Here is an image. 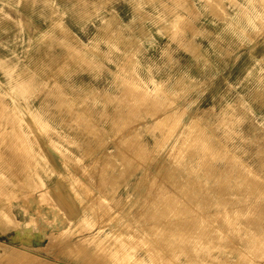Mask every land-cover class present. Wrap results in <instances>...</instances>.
<instances>
[{"label":"rangeland","instance_id":"rangeland-1","mask_svg":"<svg viewBox=\"0 0 264 264\" xmlns=\"http://www.w3.org/2000/svg\"><path fill=\"white\" fill-rule=\"evenodd\" d=\"M239 221L264 232V0H0V264H258Z\"/></svg>","mask_w":264,"mask_h":264},{"label":"bare ground","instance_id":"bare-ground-1","mask_svg":"<svg viewBox=\"0 0 264 264\" xmlns=\"http://www.w3.org/2000/svg\"><path fill=\"white\" fill-rule=\"evenodd\" d=\"M124 85H125V84H124ZM123 92H124V90H123ZM120 94H121V93H120ZM125 94H126V92H125ZM142 95H143V94H142ZM129 96H130V95H129ZM131 99H132V98H131ZM133 103H134V102H133ZM141 106H142V105H141ZM130 107H131V105H130ZM131 108H132V107H131ZM159 108H160V107H159ZM127 109H128V108H127ZM129 112H130V111H129ZM117 113H118V112H117ZM128 114H129V113H127V116H128ZM135 114H136V113H135ZM120 116H121V113H120ZM125 116H126V114H125ZM168 116H169V114H168ZM70 117H71V116H70ZM158 118H159V116H158ZM158 118H157V119H158ZM117 120H118V119H117ZM135 121H136V120H135ZM170 121H171V120H170ZM174 122H175V121H174ZM128 125H129V124H128ZM137 125H138V124H137ZM134 126H135V125H134ZM131 127H132V126H131ZM131 127H129V128H131ZM86 129H87V128H86ZM125 129H126V128H125ZM97 130H98V129H97ZM121 130H122V129H121ZM117 131H118V130H117ZM124 131H126V130H124ZM117 134H118V133H117ZM116 137H118V136H116ZM116 137H115V138H116ZM130 138H131V137H130ZM123 139H124V138H123ZM189 142H190V141H189ZM185 144H187V143H185ZM190 144H191V143H190ZM114 145H115V144H114ZM187 147H188V146H187ZM189 148H190V146H189ZM181 149H182V148H181ZM166 153H167V152H166ZM178 155H179V154H178ZM122 157H123V156H122ZM177 157H178V156H177ZM125 158H126V157H125ZM178 158H179V157H178ZM179 159H180V158H179ZM127 161H128V160H127ZM142 161H143V160H142ZM132 162H133V161H132ZM99 163H100V162H99ZM125 163H126V162H125ZM123 164H124V163H123ZM204 166H205V165H204ZM131 171H132V170H131ZM78 173H79V172H78ZM91 174H92V173H91ZM159 178H160V177H159ZM79 181H80V180H79ZM159 181H160V180H159ZM187 182H188V181H187ZM155 183H156V182H155ZM160 183H161V182H160ZM139 184H140V183H139ZM142 184H143V183H142ZM162 184H163V183H162ZM185 184H186V183H185ZM239 184H240V183H239ZM94 185H95V184H94ZM156 185H157V184H156ZM146 186H147V185H146ZM150 186H151V185H150ZM242 186L244 187V182H243V185H242ZM158 187H159V186H158ZM178 187H179V185H178ZM183 187H184V185H183ZM185 187H186V186H185ZM179 188H180V187H179ZM179 188H177V189H179ZM187 188H188V186H187ZM146 189H147V187H146ZM152 189H153V188H152ZM159 189H160V188H159ZM183 189H184V188H182V190H183ZM221 189H222V187H221ZM221 189L218 190V191H221ZM226 189H228V188H226ZM154 190H156V189H154ZM154 190H153V191H154ZM241 190H244V189L242 188ZM223 191H224V188H223ZM258 191H259V190H258ZM221 192H222V191H221ZM99 193H100V192H99ZM239 193H241V192L239 191ZM146 194H147V193H146ZM154 195L156 196V193H155ZM246 195H247V194H246ZM143 196H144V195H143ZM143 196H142V198H143ZM175 196H176V195H174L173 197H175ZM235 196H237V195H235ZM244 196H245V195H243L242 198H239V206H238V207H235V209H236L237 211H238V209H239V211H241L242 209H244V210L246 211V213H247V210H248L249 208H248L247 210H246V207L243 208V206H245V205H243V203H244L245 200H246V199H244ZM153 197H154V196H153ZM162 199H163V198H162ZM234 199L236 200V198H234ZM95 200H96V199H95ZM235 200H234V201H235ZM249 200H250V198H249ZM148 201H149V200H148ZM150 201H151V200H150ZM154 201H155V200H154ZM231 201H232V200H231ZM236 201H237V200H236ZM145 202H146V201H145ZM147 203H149V202H147ZM168 203H169V202H168ZM171 203H172V202H171ZM171 203H170V204H171ZM228 203H230V201H228L227 204H225V206H227ZM245 203H246V202H245ZM245 203H244V204H245ZM150 204H151V203H150ZM163 204H164V203H163ZM172 204H173V205H176L177 202L175 201V202H173ZM182 204H183V203H182ZM221 204H222V203H221ZM231 204H232V203H231ZM145 205H146V204H145ZM211 205H212V204H211ZM213 205L215 206V204H213ZM219 205H220V204H219ZM235 205H236V204H235ZM237 205H238V204H237ZM100 206H101V205H100ZM107 206H108V205H107ZM216 206H218V205H216ZM228 206H229V205H228ZM246 206L249 207L250 205L248 206V203H247ZM206 207H207V205H206ZM209 207H210V206H209ZM220 207H224V203H223V206H219V208H220ZM229 207H231V205H230ZM250 207H251V206H250ZM141 208H142V207H141ZM162 208H163V207H162ZM180 208H181V207H180ZM213 208L215 209L216 207H213ZM100 209H101V208H100ZM100 209H99V210H100ZM144 209H145V208H144ZM154 209H156V208H154ZM164 209H165V206H164ZM209 209H210V208H209ZM50 210H51V209H50ZM97 210H98V209H97ZM180 210H181V209H180ZM184 210H185V209H184ZM249 210H250V209H249ZM249 210H248V211H249ZM105 211H106V210H105ZM153 211H155V210H153ZM230 211H231V208H230ZM250 211H251V210H250ZM250 211H249V212H250ZM252 211H253V210H252ZM52 212H53V211H52ZM52 212H51V213H52ZM99 212H100V211H99ZM148 212H149V211H148ZM218 212H219V211H218ZM221 212H222V210H221ZM231 212H233V208H232V211H231ZM249 212H248V213H249ZM246 213H245V214H246ZM248 213H247V214H248ZM245 214H244V215H245ZM247 214H246V216H244V215H243V216H244V217H249L250 214H249L248 216H247ZM251 214H254V212H252ZM50 215H53V214H50ZM102 215H103V214H102ZM149 216H150V215H149ZM241 216H242V214H241ZM112 217H113V216H112ZM244 217H241L242 220L246 219V218H244ZM254 217H255V216H254ZM254 217H252V219H253ZM102 218H103V217H102ZM148 218H149V217H148ZM177 218H178V217H177ZM184 218H185V217H184ZM184 218H183V219H184ZM239 218H240V214H239ZM241 218H240L239 220H241ZM243 218H244V219H243ZM255 218H257V217H255ZM255 218L253 219V221L255 220ZM112 219H113V218H112ZM163 219H164V218H163ZM189 219H190V218H189ZM262 219H263V218H262ZM165 220H167L166 216H165ZM165 220H163V222H165ZM216 220H217V219H216ZM242 220H241V222H242ZM247 220H250V221H251L250 218L247 219ZM257 220H258V221H257ZM259 220H260V219L258 218V219H256V221H254V222H255V223H256V222H259ZM179 221H180V220H179ZM245 221H246V220H244V222H245ZM253 221H251V222H253ZM176 222H177V221H176ZM194 222H195V221H194ZM198 222H199V221H198ZM239 222H240V221H239ZM241 222H240V223H241ZM247 222H249V221H247ZM261 222H263V221H261ZM165 223H166V222H165ZM165 223H164V224H165ZM168 223H170V222H168ZM195 223H196V222H195ZM249 223H250V222H249ZM249 223H248V225L250 226ZM259 223H260V222H259ZM129 224H130V223H129ZM160 224H161V223H160ZM186 224H187V223H186ZM190 224H191V223H190ZM252 224H253V223H252ZM256 224H257V223H256ZM256 224H255V225H251L250 227H248V225L245 223V225H247L246 228H245L246 230H245L244 227H243V226H244V223H243V225H242V223H241L242 228H243L242 230H244V233H245V231H246V233H247V230H248V229L251 230V227H252V226H253V228H254V230H255ZM162 225H163V224H162ZM168 225H169V224H168ZM239 225H240V224H239ZM241 225L238 226V227L241 228ZM261 225L263 226L264 224L261 223ZM194 226H195V225H194ZM257 226H258V225H257ZM142 227H143V226H142ZM161 227H162V226H161ZM185 227H186V226H185ZM190 227H191V226H190ZM233 227H234V226H233ZM238 227L236 226V231H240V230H237ZM247 227H248V229H247ZM234 228H235V227H234ZM257 228H258V227H257ZM259 228H260V227H259ZM263 228H264V226H263ZM158 229H159V228H158ZM192 229H193V228H192ZM194 229H195V228H194ZM228 229H229V230H228ZM261 229H262V228H261ZM127 230H129V229H127ZM178 230H179V229H178ZM190 230H191V229H190ZM226 230H228V232H229L230 230H233V229H231V228H226ZM242 230H241V232H242ZM252 230H253V229H252ZM252 230H251V231H252ZM254 230H253V231H254ZM134 231H135V230H134ZM180 231H181V230H180ZM186 231H187V230H186ZM193 231H194V230H193ZM196 231H197V230H196ZM222 232H224V231H221V230H220V232H218V233H222ZM249 232H250V231H249ZM249 232H248V233H249ZM255 232H256V231H255ZM218 233H217V235H218ZM225 233H226V232H225ZM230 233H231V231H230ZM230 233H229V234H230ZM239 233H240V232H239ZM248 233H247V234H248ZM251 233H252V232H251ZM263 233H264V232H263ZM263 233H262V234L260 233L261 235L259 234V236H256V235L254 234V232H253L252 234H250V233L248 234V235H251V236H249V237H254V236H252V235H255L253 241L256 240L255 238L258 237V240H257V241H258V244H257L258 246H257V248H255L256 246H254V248H252V247H253V246H252L253 244L251 245V248L254 249V250H251V251H253V252H250L251 255L248 254V253H247L248 250H246V254H245V255L243 254V255H244V258H245L244 260H247L246 262H249V261H251V260H253V261L258 260V261H259L258 264H264V252H263V246H264V245H263V244H264V234H263ZM130 234H131V233H130ZM156 234H157V233H156ZM188 234H189V233H188ZM203 234H204V233H203ZM208 234H209V233H208ZM212 234L215 235L216 233H213V232H212ZM212 234H210V237H211ZM231 234H232V233H231ZM236 234L238 235L237 232H236ZM236 234H235V232H234V235H236ZM241 234H242V233H241ZM186 235H187V233H186ZM201 235H202V234H201ZM206 235H207V234H206ZM219 235H220V234H219ZM245 235H246V234H245ZM248 235H247V236H248ZM31 236H32L31 231H29V230L27 231V229H24L22 232H17L16 235H15L12 239L15 240V241H21V242H24V243H28V239H30ZM134 236H135V235H134ZM215 236H216V235H215ZM239 236H240V235H238V237H239ZM242 236H243V235H242ZM242 236H241V237H242ZM247 236H245V237H247ZM261 236H263V237H261ZM135 237H136V236H135ZM141 237H142V236H141ZM188 237H189V236H188ZM216 237H217V236H216ZM222 237H224V236H222ZM227 237H228V236H227ZM249 237H248V238H249ZM136 238H137V237H136ZM180 238H181V237H180ZM195 238H196V237H195ZM200 238H201V237H200ZM204 238H205V237H204ZM212 238H215V237L212 236L211 239H209V240L216 241L215 239H212ZM217 238L219 239V237H217ZM217 238H216V239H217ZM243 238H244V236H243ZM243 238H240V237H239L240 242H244V241H245V243H246V241H247L248 239H247V238H244L245 240L241 241ZM142 239H143V238H142ZM202 239H203V238H202ZM250 239H251V238H250ZM140 240H141V239H140ZM150 240H151V239H150ZM179 240H180V239H179ZM179 240H178V241H179ZM195 240H196V239H195ZM200 240H201V239H200ZM251 240H252V239H251ZM137 242H138V241H137ZM189 242H190V241H189ZM247 242H249V240H248ZM63 243H64V242H63ZM82 243H83V241H82ZM85 243H86V242H85ZM135 243H136V242H135ZM198 243H199V242H198ZM205 243H206V242H205ZM211 243H212V241H211ZM213 243H214V242H213ZM216 243H217V242H216ZM216 243H215L216 246H217V244H218V246L223 244V243H222V244H219V242H218L217 244H216ZM245 243H242V244L245 245ZM250 243H251V242H250ZM252 243H254V242H252ZM256 243H257V242H255L254 245H256ZM83 244H84V243H83ZM239 244H240V243H238L239 251H240V248H241L240 246H241L242 244H240V245H239ZM248 244H249V243H248ZM208 245H210V244L208 243ZM244 245H242V246H244ZM249 245H250V244H249ZM262 245H263V246H262ZM111 246H112V245H111ZM246 246L249 247L248 245H246ZM141 247H142V246H141ZM159 247H160V246H159ZM184 247H185V246H184ZM210 247H211V246H210ZM212 247H213V245H212ZM212 247H211V249L214 248V247H213V248H212ZM247 247H246V249H251V248H247ZM6 248H7V247H6ZM145 248H146V247H145ZM208 248H209V247H208ZM154 249H155V248H154ZM186 249H187V247H186ZM224 249L226 250V248H222L221 246H219V248L217 249V251H216V252L214 251L215 253H213L212 255L210 254V255L212 256V258L214 257V258L222 259V255H225V254H224ZM241 249H242V248H241ZM155 250H156V249H155ZM155 250H154V251H155ZM182 250H183V249H182ZM187 250H188V249H187ZM213 250H214V249H213ZM256 250H257V251H256ZM82 251H83V250H82ZM84 251H85V250H84ZM84 251H83V252H84ZM209 251H210V249H209ZM226 251H229V253H230V250H229V249L226 250ZM243 251H244V250H243ZM243 251H242V252H243ZM210 252H211V251H210ZM210 252H209V253H210ZM248 252H249V251H248ZM209 253H208V254H209ZM227 253H228V252H227ZM229 253H228V254H229ZM243 253H244V252H243ZM100 254H101V253H100ZM106 254H107V253H106ZM153 254H154V253H153ZM159 254H160V253H159ZM240 254H241V251H240ZM240 254H239V256H240ZM98 255H99V254H98ZM102 255H103V254H102ZM154 255H155V254H154ZM230 255H231V254H230ZM230 255H229V256H230ZM84 256H85V255H84ZM157 256H158V255H157ZM160 256H161V255H160ZM160 256H159V257H160ZM193 256H194V255H193ZM226 256H227V255H226ZM236 256H237V255H236ZM104 257H105V256H104ZM104 257H103V258H104ZM186 257H187V256H186ZM234 257H235V256H234ZM161 258H162V257H161ZM225 258H226L227 260L230 259V258L228 259L227 257H225ZM232 258H233V257H232ZM237 258L239 259L238 256H237ZM90 259H91V258H90ZM155 259H156V258H155ZM93 260H94V259H93ZM102 260L105 261V259H102ZM102 260H101V261H102ZM153 260H154V259H153ZM91 261H92V260H91ZM96 261H97V260H96ZM155 261H156V260H155ZM159 261H160V260H159ZM225 261H226V260H225ZM92 262H93V261H92ZM94 262H95V260H94ZM122 262H123V261H122ZM153 262H154V261H153ZM166 262H167V261H166ZM166 262H165V264H166ZM227 262H228V261H227ZM11 263H12V262H11ZM123 263H124V262H123ZM136 263H137V262H136ZM155 263H156V262H155ZM161 263H162V261H161ZM249 263H250V262H249ZM16 264H17V263H16ZM103 264H104V263H103ZM162 264H163V263H162ZM169 264H171V263H169ZM252 264H254V263H252Z\"/></svg>","mask_w":264,"mask_h":264}]
</instances>
